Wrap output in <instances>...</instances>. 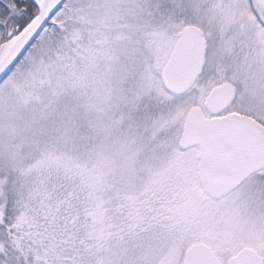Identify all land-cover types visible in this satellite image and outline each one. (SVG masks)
Wrapping results in <instances>:
<instances>
[{
	"label": "rangeland",
	"instance_id": "1",
	"mask_svg": "<svg viewBox=\"0 0 264 264\" xmlns=\"http://www.w3.org/2000/svg\"><path fill=\"white\" fill-rule=\"evenodd\" d=\"M87 1L75 0L79 9ZM100 2L113 5L109 12L113 18L105 22L96 15L97 0H90L91 16L86 19L109 27L107 35L115 50L110 67L103 59L91 64L77 61L82 78L73 83L67 68L50 57H40L22 66L8 86H0V172L13 176L27 172L41 159L38 149L44 151L53 140L67 148L75 142L76 157L52 155V173L69 172L81 182L85 196L88 191L94 193L98 220L106 199L113 203L117 193L122 198L136 197L149 187L160 188L162 196L176 203L177 216L184 219L195 217L204 223L226 219L230 205L244 215L264 211V178L255 173L228 195L211 199L198 180L197 148L178 147L188 111L198 106L208 115L202 105L215 86H233L226 111L264 118V89L252 86L264 77V26L246 0H183L184 14L171 21L179 29L162 21L145 27L149 18L135 14L137 4L161 0ZM187 24L204 32L206 64L191 89L178 96L164 88L160 75L179 31ZM92 47L102 55L95 40ZM45 104L52 107L49 114ZM137 114L127 123L135 129L129 134L120 118ZM109 191L113 195L108 197ZM148 235L157 249L169 245L156 232ZM142 250L134 251L139 255Z\"/></svg>",
	"mask_w": 264,
	"mask_h": 264
},
{
	"label": "snow or ice",
	"instance_id": "2",
	"mask_svg": "<svg viewBox=\"0 0 264 264\" xmlns=\"http://www.w3.org/2000/svg\"><path fill=\"white\" fill-rule=\"evenodd\" d=\"M246 5L264 26V0H246ZM95 7L105 22L113 18V5L97 0ZM81 11L75 0H0V86H8L22 66L40 57L67 68L73 83L82 78L77 61L103 59L110 67L113 41L100 28L86 37L73 19ZM134 11L149 18L145 27L162 21L179 29L171 21L185 9L183 0H161L137 4ZM93 40L102 55L92 47ZM252 86L264 89V77ZM256 119L264 125V118ZM249 135L264 148V127L253 126ZM257 168L264 178V162ZM53 169L52 154L43 152L33 168L20 172L15 199L7 191L13 174L0 172V264H264V211L244 215L230 205L226 219H184L160 188L149 187L136 197L117 193L113 214L100 221L94 193L88 191L82 199L84 190L74 177L66 174L69 186L57 183L60 177ZM33 171L39 177L35 181L28 179ZM152 232L167 238L169 245L157 249L148 235ZM137 248L143 249L139 255Z\"/></svg>",
	"mask_w": 264,
	"mask_h": 264
},
{
	"label": "water",
	"instance_id": "3",
	"mask_svg": "<svg viewBox=\"0 0 264 264\" xmlns=\"http://www.w3.org/2000/svg\"><path fill=\"white\" fill-rule=\"evenodd\" d=\"M202 30L186 25L161 71L164 88L175 95L188 91L205 66L206 41ZM231 85L213 88L204 101L211 112L206 117L200 107H192L186 117L178 147H198L197 174L202 190L219 199L238 187L257 165L264 162V148L249 135V130L264 127L236 112L219 115L232 97Z\"/></svg>",
	"mask_w": 264,
	"mask_h": 264
},
{
	"label": "trees",
	"instance_id": "4",
	"mask_svg": "<svg viewBox=\"0 0 264 264\" xmlns=\"http://www.w3.org/2000/svg\"><path fill=\"white\" fill-rule=\"evenodd\" d=\"M85 4H86V7H81L84 11L83 12H80V14L78 13L77 16L73 17V19H75L77 21L76 27L79 30H81L86 37H87V35L90 32L94 31L97 28H100V30H101V28H103V29L105 28L106 31H105L104 34L107 36L108 39H110L109 36L107 35V30L109 29L108 26H103L104 24L101 25V24H98V23H93L92 21L91 22H88L87 21L86 15H90V11H91V8L93 6L92 5L93 3L90 4V0H88ZM86 10H89V11L87 12ZM42 59H44V57H42ZM42 106H47L48 107V114H49L50 110H52V107L49 104H45V105H42ZM140 114L141 113H139V116H140ZM146 116L147 115H145L144 118ZM137 117H138V114L134 118H126V119L125 118H120V121L119 122H122V123L126 124V126L128 127L126 129V131L129 134L131 133V131H135V129H133V127L131 125L127 124V123H130L131 121H134ZM40 146L43 148V145L42 144H40ZM69 146H72V147L67 148V147L64 146V144L62 142H57V141L54 142V140H53V142H50V143H48L45 146L44 151H42V149H38V150H40L39 154H41L43 152H48V153H51L52 155L61 153L65 157L66 156H69V155H75L76 149L73 148L75 146V142H72V144L69 145ZM76 155L74 157H76ZM31 165H33V163H31ZM31 165L29 164L26 167L28 168ZM20 172L21 171H18L16 174H14V181L9 186V189H7V191H9L12 194V196H13L14 199L19 197V184H18V181L23 179V177L20 176ZM31 174H32V178L29 179L30 177L28 176V179L29 180H32V181L33 180H37V177L38 176H36L35 171H33ZM52 174L54 176H59L60 177V181H58L57 183L63 182L65 186H69L70 185L71 181H69L68 179H66L65 176H66V174L71 175V173H69V172H65V173L64 172H59L57 174L56 173H52ZM74 179H75V183L78 184L81 189H83L82 188L83 185L81 184V182L78 179H76V177H74ZM108 194H109L108 197L113 195V193L111 191H109ZM84 198H85V191L82 193V199H84ZM114 210L115 209L113 207V203L110 202V200L106 199L102 203L100 209L98 210L99 220L100 221H103V219L105 217L112 215L113 212H114Z\"/></svg>",
	"mask_w": 264,
	"mask_h": 264
},
{
	"label": "flooded vegetation",
	"instance_id": "5",
	"mask_svg": "<svg viewBox=\"0 0 264 264\" xmlns=\"http://www.w3.org/2000/svg\"><path fill=\"white\" fill-rule=\"evenodd\" d=\"M264 28V27H263ZM237 112H239L240 114H246V115H248V116H251V117H253V118H255L254 116H252V115H250V114H247V113H244V112H240V111H237ZM256 119V118H255ZM261 170V169H260ZM259 170H257V171H254V173H252V174H250V176L247 178V179H249L252 175H254L255 173H257ZM246 179V180H247Z\"/></svg>",
	"mask_w": 264,
	"mask_h": 264
}]
</instances>
